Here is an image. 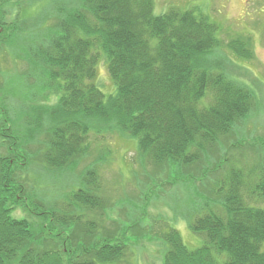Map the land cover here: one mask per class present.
Returning a JSON list of instances; mask_svg holds the SVG:
<instances>
[{"label":"trees","instance_id":"16d2710c","mask_svg":"<svg viewBox=\"0 0 264 264\" xmlns=\"http://www.w3.org/2000/svg\"><path fill=\"white\" fill-rule=\"evenodd\" d=\"M10 1L0 0V48L22 36L6 22ZM68 2L67 7L61 0L54 5V28L29 48L33 67L59 95L57 105L47 117L29 122L30 136L18 133L0 108V138L7 146V154L0 156V264H128L129 235L148 236L143 225L133 223L116 225L112 232L103 227L97 237L98 221L74 214L101 211L105 202L93 189L71 193L62 212L47 209L26 192L19 176L28 165L27 154L41 153L48 169L75 168L89 151L91 122L97 119L111 132L136 138L140 157L157 171L191 168V177L168 183L175 186L205 178L209 169L201 166L207 148L215 147L254 107L252 90L226 74L230 64L225 53L226 65L211 61L219 52L217 27L196 7H170L154 15L152 0ZM226 48L239 60L253 57L248 40H231ZM102 60L115 85L107 98L95 83ZM57 79L61 84L55 85ZM39 119L48 122L44 143L29 153ZM260 144L264 147V140ZM253 151L257 159L264 155V150ZM259 160L245 193L242 170L233 168L228 182L225 177L219 184L229 186L222 203L216 197L220 189L206 186L216 208L206 202L207 212L194 206L184 215L189 230L202 235L200 247L188 249L173 228L161 234L166 245L162 264H264V160ZM17 207L35 221L13 217Z\"/></svg>","mask_w":264,"mask_h":264},{"label":"rangeland","instance_id":"374dc122","mask_svg":"<svg viewBox=\"0 0 264 264\" xmlns=\"http://www.w3.org/2000/svg\"><path fill=\"white\" fill-rule=\"evenodd\" d=\"M61 1L68 6L69 0ZM152 1L154 15L163 14L170 7L181 10L196 7L205 14L216 25V37L220 42L219 52L210 58L211 61L226 65L223 61L225 53L230 64L226 74L245 83L254 95V107L250 115L235 125L231 133L220 136L216 146L207 148L203 154L205 160L201 170L209 169V173L205 174V178L194 181L188 179L170 186L168 183L173 182L174 178L184 180L185 177H191V168L157 171L140 157L136 138L111 132V128L94 119L88 135L89 151L85 157H81L75 168L48 169L41 160V153L33 157L27 154L28 165L22 168L19 175L25 182L23 186L27 193L37 198L47 209L59 212L71 203V193L96 190L105 202L101 211L97 214L94 211H77L74 214L85 213V220H97L101 227L100 230L94 229L97 237L103 227L112 232L117 226L125 228L133 223L143 225L148 236L134 239L129 235V248L125 251L128 264H162L166 245L161 234L168 228L178 231L188 249L200 247L203 237L189 230L184 215L194 206L195 211L200 209V212H207L209 208L204 204L206 202H209L212 210L216 208L217 205L212 201L214 198L204 190L206 186H210L211 191L214 187L220 189L216 197L222 203L229 186L219 184L225 177L223 180L228 182V173L233 168L242 170V181L246 184L242 191L245 193L249 183L254 181L251 174L254 165L259 159L264 160V155L257 159L253 154L254 147L261 152L264 150L261 144L258 145L260 140H264V0ZM59 3L60 0H11L5 8L9 13L6 22L16 29V34L22 36H13V40L4 42L0 48V108L5 110L18 133L27 132L29 136V129L32 128L29 122L35 117L46 116L59 100L55 88L48 86L50 79L33 67L29 54V48L44 41L54 28V5ZM240 38L248 40L251 45L253 57L250 60H239L226 48L231 40ZM54 83L61 84V81L57 79ZM95 83L106 98L115 93V85L103 60L97 67ZM47 125L46 120H40L37 124L39 129L29 143V153L38 151L44 143ZM2 142L3 138H0V156L7 154V146ZM215 153L214 158L212 156ZM218 163L221 168L212 170ZM11 215L35 221L32 214L20 207L14 209Z\"/></svg>","mask_w":264,"mask_h":264}]
</instances>
